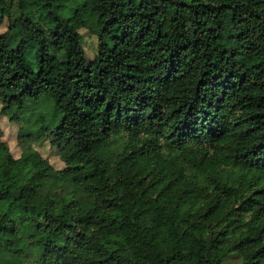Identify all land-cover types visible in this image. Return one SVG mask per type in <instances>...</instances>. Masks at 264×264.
I'll list each match as a JSON object with an SVG mask.
<instances>
[{
  "label": "trees",
  "instance_id": "obj_1",
  "mask_svg": "<svg viewBox=\"0 0 264 264\" xmlns=\"http://www.w3.org/2000/svg\"><path fill=\"white\" fill-rule=\"evenodd\" d=\"M5 20L0 122L51 100L24 136L64 167L0 127V264H264V0H0Z\"/></svg>",
  "mask_w": 264,
  "mask_h": 264
},
{
  "label": "rangeland",
  "instance_id": "obj_2",
  "mask_svg": "<svg viewBox=\"0 0 264 264\" xmlns=\"http://www.w3.org/2000/svg\"><path fill=\"white\" fill-rule=\"evenodd\" d=\"M14 3L15 0H13ZM6 28L7 21L5 20L2 27H0V33L5 32ZM79 33L82 35V47L85 51L86 61L90 62L97 54V38L86 29L80 30ZM50 102L43 97L37 101L27 100L21 107L9 109L8 113L2 118L0 127L3 131V141L7 143L10 153L14 158H18L27 148H31L36 150L44 159H47L55 169H62L64 164L60 161L57 150L50 145L45 137L35 140L30 135L29 137L24 136L33 123L38 126L37 128H32L35 130L34 135L38 133L41 125L40 123L39 125L36 124V121L40 116L45 117L47 120L51 118L53 105ZM9 117H15L19 121L10 120ZM31 120L33 123H26L31 122ZM225 264H239V262L237 258L232 256L226 260Z\"/></svg>",
  "mask_w": 264,
  "mask_h": 264
}]
</instances>
